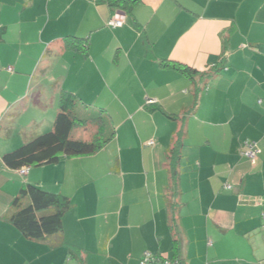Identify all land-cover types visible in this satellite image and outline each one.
Here are the masks:
<instances>
[{
    "label": "crops",
    "instance_id": "crops-1",
    "mask_svg": "<svg viewBox=\"0 0 264 264\" xmlns=\"http://www.w3.org/2000/svg\"><path fill=\"white\" fill-rule=\"evenodd\" d=\"M114 14L106 0H0V264H264V0H141L121 28ZM65 91L113 138L23 179L3 156L52 130ZM27 184L69 199L60 233L11 224Z\"/></svg>",
    "mask_w": 264,
    "mask_h": 264
},
{
    "label": "trees",
    "instance_id": "trees-1",
    "mask_svg": "<svg viewBox=\"0 0 264 264\" xmlns=\"http://www.w3.org/2000/svg\"><path fill=\"white\" fill-rule=\"evenodd\" d=\"M113 13L132 14L141 0H106ZM83 40L68 38L67 47L78 48ZM164 67L173 68L194 80L197 71L176 62H165ZM216 69V68H215ZM77 98L70 92H63L57 116L51 132L34 137L23 146L3 156L6 167L19 170L22 167H41L55 164L62 157L79 158L94 156L102 151L113 138V133L105 137L107 118L101 116L87 120L79 119L76 115ZM98 125V130L91 140L83 141L75 138V132L86 129L91 125ZM181 158V142L171 151L170 172L174 184L178 181V164ZM29 203L24 205V201ZM16 212L11 216V224L29 240H42L47 236L62 231L63 217L71 208L69 199L63 195L44 191L42 188L27 184L20 191L14 201ZM178 260V259H174ZM180 261V260H179ZM182 262V261H181Z\"/></svg>",
    "mask_w": 264,
    "mask_h": 264
},
{
    "label": "built area",
    "instance_id": "built-area-1",
    "mask_svg": "<svg viewBox=\"0 0 264 264\" xmlns=\"http://www.w3.org/2000/svg\"><path fill=\"white\" fill-rule=\"evenodd\" d=\"M125 23V15L122 13H116L112 17V20L110 21V26L114 28H121L124 26ZM151 144H153L151 142ZM244 150L242 152V155L250 159L251 161L255 162L258 154L260 153V150L257 148V144L255 142L247 141L244 144ZM19 174L21 176H27L30 173L29 167H22L18 170ZM158 262H161V264H184L183 262L179 260H160L157 256H154L151 253H145L143 259L141 260L140 264H156Z\"/></svg>",
    "mask_w": 264,
    "mask_h": 264
},
{
    "label": "rangeland",
    "instance_id": "rangeland-1",
    "mask_svg": "<svg viewBox=\"0 0 264 264\" xmlns=\"http://www.w3.org/2000/svg\"><path fill=\"white\" fill-rule=\"evenodd\" d=\"M76 115L79 119H82V120H87V119H91V118H94V117H99V112H96L92 109H88V110H85V109H80L79 105L77 106L76 108ZM103 116V115H101ZM108 121V120H107ZM40 128H35V131H38V136L40 135H43L44 132H42L43 130H39ZM53 129V128H52ZM114 128L112 127V125H109V123H107V129L105 131V137H109L111 135V133L114 132L113 130ZM97 130H98V125L95 124V125H91L89 126L88 128L86 129H83L82 131H77L76 132V135H75V138L76 139H80V140H83V141H88V140H91L93 138V136H95V134L97 133ZM52 130H48V132H51ZM48 132H45V133H48ZM40 167H32L30 168V170L34 169V170H38ZM23 176V179H29V176L25 177Z\"/></svg>",
    "mask_w": 264,
    "mask_h": 264
}]
</instances>
